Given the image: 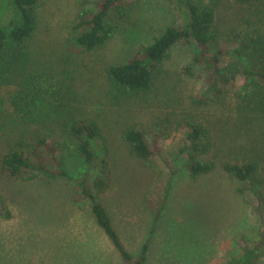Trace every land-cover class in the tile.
Masks as SVG:
<instances>
[{"label": "rangeland", "instance_id": "1", "mask_svg": "<svg viewBox=\"0 0 264 264\" xmlns=\"http://www.w3.org/2000/svg\"><path fill=\"white\" fill-rule=\"evenodd\" d=\"M202 1L213 3L224 35L241 30L243 19L253 16L254 28L264 32V0H252L249 5L236 0ZM102 4L103 0H39L37 28L20 60H12L14 47L5 53L15 70L9 78L2 73L6 79L0 83V99L7 100L9 92L32 78L45 89L55 88L62 94L67 89L75 102V116L97 121L107 141L111 168L110 188L98 202L110 214L133 257L130 264H136L146 247L147 264H228L264 240L258 200L248 183L220 168L194 182L187 156L181 153L183 135L177 122L194 116L212 129L216 148L208 159L218 165L246 155L260 161L264 173V112L239 111L244 105L239 97L246 93L241 66L233 56L221 65L227 77H235L229 85L234 98L225 108H194L193 99L206 92L207 74L193 64V51L183 45L172 50L166 74L150 99H114L107 68L125 65L141 46L153 44L167 28H181L184 8L179 0H133L125 21L117 10L110 15L118 28L115 36L103 47L87 51L76 44L81 31L74 28L83 12L93 15ZM15 16L11 4L0 0V23L7 32ZM224 47L228 50V45ZM189 65L197 76L183 73ZM261 92L255 103L264 101V88ZM6 100L0 130V264H129L98 224L93 200L85 192L98 194L94 183L102 176L103 142L91 140L96 157L88 172L86 161L71 151L60 120L24 123ZM132 125L162 151L156 159L157 174L130 154L123 131ZM161 131L165 136L159 138ZM37 137L63 146L57 158L73 179L39 175L25 181L3 173L2 160L20 139L33 160L41 153L50 170H57ZM83 180L84 187L80 185ZM259 254L256 264H264V248Z\"/></svg>", "mask_w": 264, "mask_h": 264}, {"label": "trees", "instance_id": "2", "mask_svg": "<svg viewBox=\"0 0 264 264\" xmlns=\"http://www.w3.org/2000/svg\"><path fill=\"white\" fill-rule=\"evenodd\" d=\"M14 8L16 16L11 21V31L7 32L0 23V83L14 73L15 63L6 61L5 53L8 49L15 48L16 56L12 60L19 61L23 55L26 42L34 35L37 28L36 9L39 0H7ZM133 0H103L101 9L90 15L83 12L75 31H81L76 39V44L87 51L103 47L112 39L118 28L110 21V15L118 11L120 20H126ZM230 1V0H229ZM252 0H236L240 5H249ZM201 0H179L184 8V25L169 27L155 42L149 46H141L135 56L125 65L107 68V77L110 93L114 99L142 101L150 99L157 82L166 74L165 63L170 58L176 46H187L194 53V65H200L206 72L207 89L203 95L193 99L194 108L227 107L232 100L230 83L235 82V77H227V69L222 67V62L227 56L235 58L241 66V75L244 79L242 90L246 93L239 98L242 101L241 110L261 113L264 112V101L255 103V98L260 97L264 88V32L259 27L254 28L255 19L244 18L241 30H234L224 35L217 22V10L213 3H203ZM228 40V44L226 42ZM228 45V50L225 49ZM183 73L189 77L197 76L192 65L184 68ZM69 91V90H68ZM64 94L52 89H45L35 79L29 78L24 87L8 93V99H0V130L3 129L1 116L3 103L6 100L13 108L15 114L24 123H45L60 120L63 132L71 143V151H75L92 167L96 151L91 140H99L104 144V159L102 161V176L94 183L97 195L90 194L93 200V212L100 227L105 231L116 249L130 264L133 257L125 249L120 236L116 232L112 218L106 208L99 203L101 194L110 188L111 168L109 165V151L103 129L97 121L91 119H78L75 116V102H73L67 89ZM253 98V99H252ZM149 102V100L147 101ZM177 127L183 135V148L181 153L186 154L191 179L198 182L203 176L213 173L220 168L234 179L246 182L257 198L259 206L257 212L264 222V173L261 162L246 155H238L230 161L218 165L215 160L208 159L216 148L215 135L212 129L194 116H186L177 122ZM165 136L163 131L157 137ZM123 139L129 147L132 156L140 160L141 164L157 174L156 159L162 156V151L152 147L143 131L137 126H128L123 131ZM39 145L47 152L50 161L57 164V170H50L46 165L43 154H37L33 160L24 148V140H18L10 152L2 160L3 173L14 180L32 181L44 175L56 179L64 177L73 179L64 168L62 161L57 158L61 147L57 141H47L37 137ZM73 144V145H72ZM74 146V147H72ZM74 148V149H73ZM73 151V152H74ZM52 159V160H51ZM30 171L31 176L25 177L24 173ZM85 173L89 178L90 173ZM85 180V179H84ZM80 184L85 186L86 181ZM264 248V240L255 248L245 250L239 258L232 259L228 264H256L259 252ZM148 247L144 249L142 257L136 264H147Z\"/></svg>", "mask_w": 264, "mask_h": 264}]
</instances>
